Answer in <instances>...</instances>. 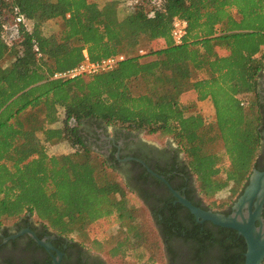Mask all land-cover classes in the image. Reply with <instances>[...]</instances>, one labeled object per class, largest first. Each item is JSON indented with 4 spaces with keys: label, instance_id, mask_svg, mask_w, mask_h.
<instances>
[{
    "label": "trees",
    "instance_id": "trees-1",
    "mask_svg": "<svg viewBox=\"0 0 264 264\" xmlns=\"http://www.w3.org/2000/svg\"><path fill=\"white\" fill-rule=\"evenodd\" d=\"M18 16L33 27L21 24L8 44L4 25ZM175 19L188 22L182 45L173 41ZM48 22L58 31L44 33ZM142 38L165 45L139 54ZM85 51L92 62L127 58L92 76L53 79L82 63ZM263 76L264 0H0V223L31 217L77 247L86 249L87 240L97 252L137 264H156L159 251L167 264H244L247 244L236 230L201 224L178 204L181 217L170 199L136 195L153 221L152 241L131 186L81 129L90 120L172 137L195 184L190 191L199 195L189 200L212 210L204 199L231 183L239 196L256 166ZM188 93L193 99L184 102ZM207 101L211 122L197 111ZM63 142L71 152H48ZM102 222L119 229L89 240V227Z\"/></svg>",
    "mask_w": 264,
    "mask_h": 264
},
{
    "label": "flooded vegetation",
    "instance_id": "flooded-vegetation-1",
    "mask_svg": "<svg viewBox=\"0 0 264 264\" xmlns=\"http://www.w3.org/2000/svg\"><path fill=\"white\" fill-rule=\"evenodd\" d=\"M260 87L263 90L261 93L264 104L263 78L260 80ZM84 125L87 127L81 129V135L85 142L108 160V163L131 186L136 195L148 196L152 203L162 200L160 204L170 199L174 205L172 207L182 217L183 210L178 206L181 203L173 195L169 186L153 175L155 173L163 176L172 189L188 200L189 196L196 194L193 200L198 202V192L191 193L190 191L195 188V184L187 173L188 168L183 154L174 143L159 146L143 139L140 131L135 132L115 126H112L110 131V126L103 122L88 120ZM262 136L256 166L248 182L230 208L220 213L234 214L238 209L237 204L240 198L245 195L249 187H252L253 180H256L258 187L251 196L250 207L245 206L243 212L249 210L254 212L257 209V203L262 202L261 216L264 218V125ZM205 222L199 223L204 224ZM256 225H259V221ZM46 246H49V249ZM56 258L59 259L60 264H100L101 262L106 264L97 255L73 245L72 240L50 233L31 217L0 223V264H53Z\"/></svg>",
    "mask_w": 264,
    "mask_h": 264
},
{
    "label": "rangeland",
    "instance_id": "rangeland-1",
    "mask_svg": "<svg viewBox=\"0 0 264 264\" xmlns=\"http://www.w3.org/2000/svg\"><path fill=\"white\" fill-rule=\"evenodd\" d=\"M95 1H97L99 4L102 5L106 0H95ZM121 1H123V0H121ZM26 25H27L28 29H32V27H33V23L31 21H27ZM43 30H44V33H46V34H51V33L57 32L58 31V24L56 22H48L47 24L44 25ZM164 45L165 44L163 41L150 42L146 38H142L140 41V46H138V48H137L138 49L137 53L145 54L151 50L161 49L162 47H164ZM141 50L143 51V53L139 52ZM262 78L264 79V77H262ZM260 90L263 92L261 87H260ZM192 99H193V95L190 93L185 94L182 98V100L184 102L190 101ZM197 111L202 113V115L205 117L207 122H211L214 118L213 107H212V104L210 101H207L203 104L198 103L197 104ZM59 115H60V122L57 123L55 125V127L56 126L60 127L62 125L61 120L63 118V111L61 109L59 110ZM84 127H87V125L82 126V128H84ZM109 130L110 131L112 130V126L109 127ZM131 131L136 132V130H131ZM140 132H142L141 137L143 139H145L149 142L156 143L159 146H165L171 142V143H174L175 146L179 147V149H181V147H182L172 137L160 136L158 134L151 135V134H148L146 131H140ZM71 151H72L71 147L69 146L68 143H65V142L48 145V152L51 155H59L62 153H69ZM180 151L182 152L183 157L185 159V155L183 153V150H180ZM238 191H239V185H237L236 183H231L228 188L222 190L221 192L216 194L213 198L204 199V204L206 206L210 207L214 211H223V210L227 209L230 205H232L236 201V199L238 197L237 196ZM128 195L132 199L133 203L139 205V207L142 209V218L144 220L143 222L151 229L152 241H153L154 238L156 239L157 233L154 229L153 221L150 217L149 212L145 208L144 204L139 200V198L136 197V194L130 193ZM118 229H119L118 223L102 222L99 224L91 225L88 229L89 240L100 239L103 237L108 238L110 235L115 234ZM70 238L80 241L79 237H77L76 235H74V236L72 235V236H70ZM177 243L179 244V242L176 241V244ZM83 245L87 251H89L92 254H95L98 257H100L106 264H137L133 258H127V259L122 260L119 257H117V258L110 257V255L108 253H106L105 251L97 252L91 247L90 242L87 240L84 241ZM160 250H161V248H160ZM159 253L161 254V256L159 257V262H156V264H167L166 257L165 256L163 257L161 251H159Z\"/></svg>",
    "mask_w": 264,
    "mask_h": 264
},
{
    "label": "water",
    "instance_id": "water-1",
    "mask_svg": "<svg viewBox=\"0 0 264 264\" xmlns=\"http://www.w3.org/2000/svg\"><path fill=\"white\" fill-rule=\"evenodd\" d=\"M147 169L151 171L148 167ZM153 175L160 178L169 186L173 195L177 197L178 202L186 207L195 216L197 221H209L217 226L234 229L239 235L243 236L247 244L244 264H264V218L261 216L262 202L257 203V209L254 212L251 210L243 212L245 206L248 205V207H250L252 200L251 196H253L255 188L258 187L256 180H253L252 187H249L245 195L240 198L237 204V211L234 214L226 216L220 212L205 210L195 206L186 197H183L172 189L163 176H159L155 173H153ZM246 196H248V199H246ZM257 221H259L258 226L256 225ZM46 247L49 249V246ZM60 257L61 254L59 253V258ZM53 264H60L59 259L56 258Z\"/></svg>",
    "mask_w": 264,
    "mask_h": 264
},
{
    "label": "built area",
    "instance_id": "built-area-1",
    "mask_svg": "<svg viewBox=\"0 0 264 264\" xmlns=\"http://www.w3.org/2000/svg\"><path fill=\"white\" fill-rule=\"evenodd\" d=\"M27 21L23 16H18L13 22L4 25L3 39L8 44H13L18 40L21 32V24L26 25ZM188 35V22L184 19H175L173 22L172 36L175 45H182ZM35 51H39L38 46L34 47ZM143 53V51H139ZM85 60L73 69L57 72L53 75V79L76 78L79 76H92L94 74L111 70L119 63L127 58L124 53L103 59L98 62L89 60L87 52H84Z\"/></svg>",
    "mask_w": 264,
    "mask_h": 264
},
{
    "label": "crops",
    "instance_id": "crops-1",
    "mask_svg": "<svg viewBox=\"0 0 264 264\" xmlns=\"http://www.w3.org/2000/svg\"><path fill=\"white\" fill-rule=\"evenodd\" d=\"M264 77V76H263Z\"/></svg>",
    "mask_w": 264,
    "mask_h": 264
}]
</instances>
